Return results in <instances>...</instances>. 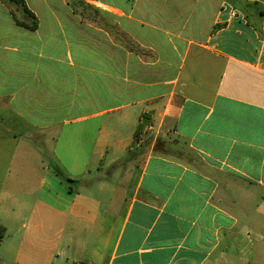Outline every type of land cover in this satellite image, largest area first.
Listing matches in <instances>:
<instances>
[{"label": "crops", "instance_id": "crops-1", "mask_svg": "<svg viewBox=\"0 0 264 264\" xmlns=\"http://www.w3.org/2000/svg\"><path fill=\"white\" fill-rule=\"evenodd\" d=\"M22 1L0 264H264V0Z\"/></svg>", "mask_w": 264, "mask_h": 264}, {"label": "trees", "instance_id": "trees-1", "mask_svg": "<svg viewBox=\"0 0 264 264\" xmlns=\"http://www.w3.org/2000/svg\"><path fill=\"white\" fill-rule=\"evenodd\" d=\"M15 2H17L19 4H23V7H24L25 11L28 13V15L35 20L33 25H28L26 22H20V21H17V23L21 26L29 28L30 30H36L38 27V22H37L36 16L27 9L26 4L22 0H15Z\"/></svg>", "mask_w": 264, "mask_h": 264}, {"label": "rangeland", "instance_id": "rangeland-1", "mask_svg": "<svg viewBox=\"0 0 264 264\" xmlns=\"http://www.w3.org/2000/svg\"><path fill=\"white\" fill-rule=\"evenodd\" d=\"M11 4H12V2L11 1H13V2H15V0H8Z\"/></svg>", "mask_w": 264, "mask_h": 264}, {"label": "built area", "instance_id": "built-area-1", "mask_svg": "<svg viewBox=\"0 0 264 264\" xmlns=\"http://www.w3.org/2000/svg\"><path fill=\"white\" fill-rule=\"evenodd\" d=\"M143 139H141L140 141H142Z\"/></svg>", "mask_w": 264, "mask_h": 264}]
</instances>
